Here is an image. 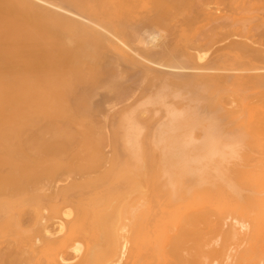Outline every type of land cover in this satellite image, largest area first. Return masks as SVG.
<instances>
[{
  "label": "bare ground",
  "instance_id": "6f19581e",
  "mask_svg": "<svg viewBox=\"0 0 264 264\" xmlns=\"http://www.w3.org/2000/svg\"><path fill=\"white\" fill-rule=\"evenodd\" d=\"M211 1L105 0L92 8L84 0H0V264H264V195H257L261 191L259 194H264V165L252 176L232 169L241 161L242 151L251 149L250 146L264 162V0H216L214 4ZM72 7L83 15L71 23L74 28H63V15ZM143 12L149 13L153 22H148L147 27L150 33L155 29L151 37L144 34V25L139 32L129 29L130 24L128 30L123 27L127 20L132 24L136 20L138 24ZM120 14V27L110 29L106 21ZM180 23L184 28H180ZM171 28L173 34L180 28L178 35H186L189 49H204L216 42L225 44L221 47L225 50L218 54L219 60L202 67L200 72L210 74L211 85L217 86L211 100L214 96L220 103L234 102L232 109L228 106L231 112L227 110L230 114L225 112V117L231 115L243 131H237L233 125V131L241 134L228 130L238 137L223 142L206 130L197 140L190 116L178 115L169 105L164 107L168 121L151 135L153 154L147 148L140 150L138 139L142 130L137 119L130 116L118 125L112 140L114 149L119 147L117 151L108 156L106 149L107 153L102 151V155L101 134L108 124L102 120V127L99 116L107 112L101 113V105L107 99L102 103L97 100L98 94L105 98L107 91L106 95L121 91L122 95L128 88L119 83L116 74L117 69H123L120 74L125 69H119L121 65L114 61L117 56L109 61L108 55L119 50L135 55L150 48L154 50H147L149 55L153 53L150 56H159L167 49H163L165 45L168 47L176 38ZM73 32L78 38H73ZM112 33L125 34L128 39L116 46ZM163 36L164 41L167 37L172 41L163 45ZM161 45L164 47L158 52L156 48ZM131 53L127 55L132 56ZM184 61L189 63L188 59ZM182 66L178 69L184 70ZM239 73L241 79L235 80ZM134 74L129 75L136 78ZM134 82L130 83L135 85L132 93L142 84ZM183 90L186 89L181 87L178 91ZM116 93L114 101L120 96L117 93L116 97ZM126 97L123 96L127 100ZM114 101H108L111 107L117 106ZM111 107L107 110L115 108ZM206 113L207 110L203 117ZM211 114L202 119L215 112ZM121 127L127 128V140ZM177 130L182 132L173 135ZM106 135L102 136V143ZM242 162L241 167H246ZM93 169L95 176H88L89 171L94 174ZM61 176L70 177L72 183H80L86 191L97 194L89 199L90 204L76 210L82 214L67 227L68 238L75 239L44 241L37 249L38 260L31 262L33 251L29 248L42 243L36 237L38 233L54 236L66 227L63 223L47 228L57 210L46 219L41 216L45 209L39 200L45 193L56 194L57 181L67 180ZM155 187L158 189L153 192ZM253 187L259 190L256 195ZM72 188L69 193L76 191ZM58 191L61 195L66 193L64 189ZM149 192L153 194L150 196ZM68 212L71 217L73 211Z\"/></svg>",
  "mask_w": 264,
  "mask_h": 264
},
{
  "label": "rangeland",
  "instance_id": "374dc122",
  "mask_svg": "<svg viewBox=\"0 0 264 264\" xmlns=\"http://www.w3.org/2000/svg\"><path fill=\"white\" fill-rule=\"evenodd\" d=\"M86 3H87V5H89L90 7H92V8H96V6L97 5H99L101 2H103V1H105V0H84ZM107 1H112L113 2V0H107ZM127 1H131V0H127ZM216 0H212L211 2L213 3V2H215ZM218 2L219 1H221L222 2V0H217ZM225 1V0H224ZM223 1V2H224ZM99 4H98V3ZM217 3V2H216ZM214 4V3H213ZM223 4V3H222ZM74 10V11H73ZM75 13L77 14V16H74L75 15ZM83 15V12L82 11H80V10H76V9H74L73 7L72 8H69V9H67L66 11H65V14L63 15L64 16V18L62 19L63 21V23H61L62 24V26L61 27H63V28H66V26H71V28H74V27H72L73 25H71V23L72 22H74L75 20H78L79 19V17L80 16H82ZM121 16H123V15H117V16H115L114 18H112L111 20H108V21H106V23H107V26L110 28V29H114V30H118V28L120 27L119 25V20L121 21L122 20V17ZM141 16H142V18H141ZM119 17V18H118ZM117 18V19H116ZM138 18H141V19H137V21H139L138 22V24H136V20L134 21V24H132L133 22H131V21H129V20H127V21H125L126 23H125V25H124V21H122L123 23L121 24L123 27H126V29L128 30V25L130 26L129 27V29H131V30H133V32H134V30L136 31H138V30H143V29H141L142 28V25H144V29H147V33H145V30H144V34L147 36H150L151 37V34H154L155 32H153V30H155V29H152V33H150L151 31V29L150 28H147L148 27V25H150L148 22H150V23H153L152 21H151V17L149 16V13H141V15H140V17H138ZM145 18V19H144ZM147 18V19H146ZM109 22V23H108ZM141 22V23H140ZM147 22V23H146ZM179 22H181V21H179ZM186 23V20L184 21V19L182 20V23L184 24L183 26L184 27H186L185 26V23ZM118 24V25H117ZM132 24V25H131ZM179 24V23H178ZM112 25V26H111ZM138 25V26H137ZM145 25H147V26H145ZM114 26V27H113ZM119 26V27H118ZM141 26V27H140ZM180 28H184L183 26L181 27V23H180ZM140 27V28H139ZM139 28V29H138ZM180 28L178 29V32H176V34H173L172 32H171V30H173L172 28L171 29H169L170 30V32L173 34V35H176V38L175 37H173V35L169 32V30H168V33L169 34H171V38L172 39H174L173 41H172V43L170 44V45H167L168 47H166V45H165V47L163 46L164 44H165V42H167L168 40L167 39H169L170 38V35L167 33V32H165V33H167V35L165 34V33H163V35L165 34L166 36H168L167 37V39L164 41V36H163V38H162V44L163 45H161V47L160 46H157L158 48H156L157 49V51L158 50H160V48H163V49H166V50H164V52H163V54H161V52L159 53V56H160V54H161V56L159 57L158 56V54L156 55L155 53H154V56L155 57H153V56H150L151 54H153V53H151L150 55L148 54L149 52H147V50L148 49H150V48H148V49H146V48H144L141 52H138V53H135V55H134V53H131V52H127L126 54H123V52L122 51H118V52H116V53H111L112 55L111 56H109L108 55V60L109 59H113L114 60V58L117 56V58H116V60H114V61H116V63L118 64L119 63V65H121V67L119 66V69L120 68H124L125 70V72H130V73H132L133 72V74H134V71L136 72V70H140V72H136V74H134L135 76L137 75V77L136 78H132L131 77V75H129L130 73H126L125 74V72L123 71V73L124 74H120V72H122V70L123 69H120V72H118V69L116 70V66H118V65H116L115 64V70H116V74L119 76V78H118V81H119V83L120 84H124V86L126 85V86H128V88H127V90L125 89V91H124V94H125V92H127V91H129V90H131V88H132V90H133V86H135V85H133V86H131V81L133 80V81H135V82H137V83H139V84H141V86H140V88L139 89H136V90H134V93H132L133 91L131 90V92H128V93H130V94H127L126 93V95H124V94H122L124 97L125 96H127L126 98H127V100L125 99V98H123V96L120 94V93H122L121 91L120 92H117L118 93V95L120 94V96L123 98V99H125V100H123L122 101V103H120V100L122 99L120 96H118L117 95V93L116 92H112V94L114 95L115 93H116V97L118 96V98L116 99V100H119V103H117L118 101H114V97H115V95L113 96L112 94H108V95H106V93L108 92L109 93V91H107V92H105L104 93V95H105V98H102V96H100L99 94H101V93H99L98 94V97H97V100H99V101H102V103H103V101H105L106 99V103L108 102V101H111V102H108L107 104L104 102V104H106L105 106H103V105H101L102 106V110H101V113L103 112H105V111H107L106 112V114L104 113V114H101L100 116H99V120L101 121V123H102V127H105V126H103L104 124H105V122L103 123V121L102 120H105L106 121V125L108 124V126L107 127H105L106 129H103L102 131H104V132H102L103 134H101L102 136L103 135H106V133H107V135H106V137L103 139V141L106 139V141L107 142H109V145H108V143L106 142V141H104V142H106V144L104 143V146H103V143H102V136H101V150H100V153H102V151H105V153H107V151L109 150V152L107 153V155L108 156H110L111 155V153L113 152V151H117V149L119 148V147H116V149H114V144H112L113 143V138H114V136H115V133L117 132V130H118V125H120L121 123H122V120H124L125 118H127V117H132V116H134L136 119H137V121L139 122V125H140V129L142 130V135H140V138L138 139V141L140 142V150H142V151H144L145 150V148H147L148 149V151H149V153L150 154H153V146H152V144H151V142H150V139H151V135L152 134H154V132L156 131V129H161L162 127H163V125H164V123H166L167 121H168V118L165 116V108L167 107V106H169V105H171L169 108L170 109H173L174 110V112L175 113H177L178 115H184L185 117H189V119H190V123H191V125H193V126H195L194 127V131H195V135L197 136L196 138H197V140H199L200 138H201V136L205 133V131L206 130H210L213 134H214V136H216L217 138L219 137H221L220 139L224 142V141H226V140H224V139H227V141H231V140H233V138H235V136H237V135H239V134H241V133H239L240 131H243V129L242 130H240L241 128H239V122H237L236 123V119L234 120L233 119V117L231 116V115H226V117H225V112L227 113V110H230V112H231V109H232V107L234 106V102L233 103H230V102H228L229 104H225L226 102H224V103H220V101H218V99H216V98H214V96L212 97V100H211V94H212V92H213V94L215 95V90H216V85L214 86V85H211L212 83L210 82V77H211V75L210 74H204V73H201L200 71L204 68V67H207V66H209V65H211V64H209L210 62L212 63H215V62H217V61H214V60H219L218 58V54H219V52L221 53V52H223L225 49H224V47H223V49H221V47H222V45L223 46H225V44L223 43V42H216L215 44H212L213 46H209V47H206V48H202V49H200L199 50V47H193V49L190 47V49H192V51L189 49V48H187V47H189L188 46V44L189 43H187V39H186V35L183 33H181V37H179V32H180ZM189 28L190 27H188V29H187V31L189 30ZM149 30V31H148ZM112 31V30H111ZM130 31V30H129ZM128 31V33L126 34L127 36H128V34L131 36V34H130V32ZM175 31H176V29H175ZM139 32V31H138ZM159 31H157V33H158ZM75 32H73V38H78V36L76 35V33L74 34ZM132 33V32H131ZM149 33H150V35H149ZM156 33V34H157ZM113 34V36L111 37V40H112V42L113 43H115L116 44V46H118V43H119V45H121L124 41L123 40H125V39H128V38H130L129 36H128V38L126 37V35L125 34H120V36L117 34V33H112ZM159 34H161V33H159ZM116 37H115V36ZM165 36V37H166ZM125 37V38H124ZM121 39V40H120ZM185 39V40H184ZM169 40V41H170ZM231 40V39H230ZM164 41V42H163ZM168 41V42H169ZM167 42V43H168ZM170 43V42H169ZM221 43V44H220ZM163 46V47H162ZM196 48H198L196 51H193L194 49H196ZM162 49V50H163ZM206 49H208V50H206ZM218 49H220V51L218 50ZM215 50V51H214ZM148 51H153L154 52V50H152V49H150V50H148ZM156 51V52H157ZM161 51V50H160ZM205 51H206V53H205ZM227 51V50H226ZM126 52V51H125ZM124 52V53H125ZM159 52V51H158ZM129 53H131V54H133L135 57H139V61L137 60V59H134L135 57L132 55H130V56H128L127 54H129ZM202 53V54H201ZM117 54H119V55H117ZM138 54V55H137ZM205 55V58H201V56H199V55H202V56H204ZM122 57H121V56ZM143 57H141V56ZM199 56L197 59H196V56ZM113 56V57H112ZM115 56V57H114ZM125 56L126 57H128L127 59L125 58ZM149 58H148V57ZM184 56V57H183ZM151 57V58H150ZM152 57L153 58H155L156 60V62L154 61V59H153V61H152ZM182 57V58H181ZM160 58V59H159ZM163 58V59H162ZM188 59V61H189V63H188V61H187V63L188 64H185V61L184 60H187ZM118 59V60H117ZM129 59V60H128ZM151 59V60H150ZM176 59V60H175ZM183 61H182V60ZM136 60H137V62H136ZM178 60V61H177ZM213 60V61H212ZM109 61H112V60H109ZM141 61V63H142V61H143V63L140 65V62ZM182 61V62H181ZM130 62V63H129ZM183 62H184V64H183ZM133 65H132V64ZM139 63V64H138ZM180 63V64H179ZM206 63H208V64H206ZM212 63V64H213ZM124 64V65H123ZM129 64V65H128ZM182 64L184 65V66H182ZM135 65H137V66H135ZM150 65V66H149ZM179 65H180V67L182 66V68H184V70H179L178 69V67H179ZM186 65H188V66H186ZM123 66V67H122ZM133 66V67H132ZM139 66V67H138ZM141 66V67H140ZM152 66V67H151ZM173 66V67H172ZM186 66V67H185ZM132 67V68H131ZM170 67H172V69L170 68ZM198 67V68H197ZM203 67V68H202ZM153 68H155V69H153ZM170 68V69H169ZM146 69H148V70H146ZM150 69H152V70H150ZM171 70V71H170ZM175 70V71H174ZM196 70V71H195ZM197 70H198V72H197ZM146 71H148V72H146ZM179 71H182V72H179ZM165 72H167V73H165ZM172 72V73H171ZM147 73V74H146ZM180 73V74H179ZM201 73V74H200ZM142 74V75H141ZM149 74V75H148ZM166 74H167V76H166ZM183 76H182V75ZM196 74V75H195ZM198 74H200L199 76H198ZM126 75H129V78H128V76L126 77ZM133 75V76H134ZM170 75V76H169ZM180 75V76H179ZM202 75H206L205 77H203V78H201L202 77ZM134 76V77H135ZM152 76V77H151ZM169 76V77H168ZM172 76V77H171ZM177 76V77H176ZM178 76H179V78H178ZM197 76V77H196ZM210 76V77H209ZM125 77V78H124ZM131 77V78H130ZM168 77V78H167ZM239 77V78H238ZM241 77H242V74L241 73H239V74H237V75H235V80L236 79H241ZM155 78H156V80H155ZM166 78V79H165ZM170 78V79H169ZM174 80H173V79ZM176 78V79H175ZM180 78H181V82H180ZM182 78H184V79H182ZM195 78H197L196 80H195ZM198 78H200V79H198ZM126 79H128V80H126ZM138 79V80H137ZM172 79V80H171ZM206 79V80H205ZM129 80H131V81H129ZM163 80V81H162ZM164 80H166L165 82H164ZM182 80H184V81H182ZM198 80V81H197ZM203 80V81H202ZM206 82H205V81ZM141 81H143V82H141ZM158 81H162V82H160L159 84H158ZM192 81L195 83H192ZM196 81V82H195ZM134 82V83H135ZM148 82V83H147ZM170 82V83H169ZM176 82V83H175ZM188 82H190V83H188ZM199 82H201V84L202 83H204V84H207V85H205L206 87H210V88H206V87H204L203 86V84L201 85ZM173 83V84H172ZM179 83V84H178ZM182 83V84H181ZM185 83V84H184ZM196 83H197V86H198V83H199V86L197 87L196 86ZM136 84V83H135ZM170 84V86H168ZM176 84V85H175ZM189 85V88H188V86L187 85ZM190 84H191V86H193V89L191 88V86H190ZM209 84V85H208ZM157 85H158V87H157ZM194 85H195V87H194ZM178 86V87H177ZM213 86H214V88H213ZM137 88H138V84H137V86H136ZM175 87V88H174ZM177 87V88H176ZM181 87H182V89H186V90H183V93H182V91L181 92H179L180 91V89H181ZM184 87V88H183ZM203 87V88H202ZM156 88V89H155ZM165 88V89H164ZM206 88V89H205ZM213 88V89H212ZM179 91H178V90ZM189 89V90H188ZM192 89V90H191ZM138 90V91H137ZM139 90H141V91H139ZM169 90L171 91V92H169ZM172 90H173V92L174 93H172ZM190 90H191V92H190ZM151 91L153 92V93H151ZM158 91H160L159 93H158ZM165 91H167V92H165ZM176 91V92H175ZM186 91H189V93H191V94H189V93H187ZM215 91V92H214ZM185 92H186V94H185ZM206 92V93H205ZM111 93V92H110ZM131 93L133 94L130 98H129V96L131 95ZM158 93V94H157ZM166 93V94H165ZM180 93H182V94H180ZM168 94H170V95H168ZM176 94V95H175ZM154 95V96H153ZM180 95H182V96H180ZM186 95L189 97V96H192V97H190V98H187L186 97ZM210 97H209V96ZM106 96H108V97H106ZM110 96L111 97H113V99L112 98H110ZM162 96V97H161ZM169 96V97H168ZM104 97V96H103ZM103 100H102V99ZM110 98V99H109ZM174 98V99H173ZM179 98V99H178ZM181 98V99H180ZM210 98V99H209ZM105 99V100H104ZM112 99V100H111ZM158 99H159V101H158ZM176 99V100H175ZM191 99V100H190ZM185 100V101H184ZM187 100V101H186ZM211 100V101H210ZM215 100V101H214ZM113 101L115 102V103H117V106L115 105V103H114V105L115 106H113V107H115V108H113V107H111V105H110V103L111 104H113ZM126 101V102H125ZM172 101V102H171ZM193 101H194V103H193ZM197 101V102H196ZM136 102V103H135ZM162 102V103H161ZM166 102V103H165ZM170 102L172 103V104H170ZM217 102V103H216ZM101 103V102H100ZM101 103V104H102ZM213 106H211L210 104ZM214 105H218V104H220V105H218V107H217V105L216 106H214ZM154 104H157V105H154ZM165 104V105H164ZM185 104V105H184ZM187 104V105H186ZM196 104H198L197 105V107H196ZM221 104H223V105H221ZM110 105V106H109ZM119 105H121V106H119ZM134 105V106H133ZM146 105V106H145ZM151 105V106H150ZM154 107H153V106ZM191 105V106H190ZM201 105V106H200ZM227 105V106H226ZM173 106V107H172ZM196 108H195V107ZM209 106V107H208ZM220 106H222V107H220ZM228 106H230V108L231 109H229L228 108ZM111 107V108H113L112 110H107V109H109V108ZM137 107H138V109H137ZM160 107V108H159ZM165 107V108H164ZM212 107V108H211ZM217 107V108H216ZM144 108H147V109H145V110H143ZM149 108V109H148ZM152 108V109H151ZM154 108V109H153ZM182 108V109H181ZM193 108V109H192ZM215 108V109H214ZM116 109V110H115ZM157 109V110H156ZM163 109V110H162ZM187 109V110H186ZM189 109V110H188ZM213 109V110H212ZM219 109H221V111L219 110ZM224 111H223V110ZM130 110V111H129ZM154 110V111H153ZM194 110V111H193ZM204 110H205V112H206V110H207V113L204 115V117H203V114L205 113L204 112ZM211 110V111H210ZM219 110V113L218 112H216V111H218ZM110 113H109V112ZM129 111V112H128ZM180 111V112H179ZM196 111V112H195ZM198 111H200V112H198ZM209 111H210V113H214L215 112V114H211L212 116H210V117H212L211 119H209L208 117V119H206V120H203L202 118H204L205 119V117L206 116H209ZM139 112H140V115H139ZM161 112H163L162 114H164V115H160L161 114ZM189 112V113H188ZM193 112H194V114H193ZM223 112V113H222ZM230 112L228 111V113L230 114ZM148 113V114H147ZM160 113V114H159ZM200 113V114H199ZM227 113V114H228ZM141 114H143V116L141 115ZM147 114V115H146ZM220 114H221V116H220ZM125 115V116H124ZM139 115V116H138ZM189 115V116H188ZM218 115V116H217ZM145 116V117H144ZM155 116H157V117H155ZM198 116V117H197ZM215 116H217V118L215 117ZM223 116V117H222ZM229 116H231V119L232 120H230V117ZM138 117V118H137ZM143 117V118H142ZM213 117H215L216 119H214ZM221 117V119L222 118H224L225 117V119H222V121H221V119H219ZM163 118V119H162ZM227 118V119H226ZM119 119V120H118ZM139 119V120H138ZM212 119H214V121H212ZM109 120V121H108ZM191 120H194V121H191ZM202 120V121H201ZM211 120V121H210ZM216 120H220L219 122H216ZM224 120H227V121H224ZM231 122H230V121ZM238 120V119H237ZM119 121V122H118ZM159 121V122H158ZM224 121V122H223ZM229 121V122H228ZM233 121V122H232ZM239 121V120H238ZM146 122H147V124H146ZM150 122V123H149ZM211 122V123H210ZM144 123H145V125H144ZM148 123H149V125H148ZM218 123V129L216 128L217 127V125L216 124ZM227 123V124H226ZM230 125H229V124ZM236 123V124H235ZM142 124V125H141ZM213 124V125H212ZM147 125V126H146ZM197 125V126H196ZM216 125V126H215ZM222 126V129H221V126ZM230 127H229V126ZM236 126L235 127V129H237V131L238 130H240L239 132H238V134H237V132L236 131H233L234 130V126ZM144 126V127H143ZM199 126H201V127H199ZM226 126V127H225ZM238 126V127H237ZM111 127V128H110ZM131 127H133V126H131ZM147 127V128H146ZM213 127V128H212ZM219 127H220V129H219ZM225 127V128H224ZM227 127H229V128H227ZM125 128V129H124ZM216 128V129H215ZM108 130V131H107ZM125 130L127 131V128L126 127H121V130H120V132L121 133H125V135L123 136L124 137V139H126L127 140V136H126V132H125ZM197 130V131H196ZM223 130V131H222ZM224 130H226L227 131V133H228V130H232L234 133H236L235 135L233 134V132L231 131H229L230 133H228L229 135H233V137H232V139H230V137L228 136V134L226 135V131H224ZM124 131V132H123ZM215 131V132H214ZM152 132V133H151ZM182 131L181 130H177V131H175L174 133H173V135H176L177 134V136H178V134L179 133H181ZM221 132V133H220ZM224 132V133H223ZM113 133V134H112ZM118 133V132H117ZM219 135H218V134ZM162 134L163 133H161V132H159V136H162ZM111 135H113V137L111 136ZM223 135V136H222ZM116 136H118V135H116ZM224 136H227V138L226 137H224ZM229 137V138H228ZM238 137V136H237ZM143 138V139H142ZM238 139V138H237ZM123 140V139H122ZM235 140V139H234ZM142 141V142H141ZM116 143H117V145L119 146L120 145V143L116 140ZM111 144H112V146H111ZM143 145V147H142V145ZM247 144L249 145V143L247 142ZM106 145H108V147L106 146ZM250 146V145H249ZM152 147V148H151ZM251 147V149L250 148H248V149H246L244 152L242 151V155H241V161H244V162H242V164L244 165V166H246V167H241V165H240V163H241V161L238 163V164H236L239 168H237L236 167V165H234L233 166V170H234V172H237V173H244V174H249V176H252V175H255V174H257L259 171H260V169H261V167H263V163L264 162H262V158H261V156L259 155V154H257V153H255L256 151H255V149L252 147V146H250ZM104 148V149H103ZM112 148V149H111ZM142 148V149H141ZM106 149H108L107 151H106ZM152 149V150H151ZM112 150V151H111ZM255 151V152H252V151ZM102 155H104V152L102 153ZM107 155L105 156V157H107ZM243 157V158H242ZM246 164V165H245ZM235 167V168H234ZM91 170H92V168H91ZM94 170V169H93ZM236 170V171H235ZM90 172L91 171H89V174H88V176H91V177H94L95 176V172H96V170H94V174L92 175H90ZM93 172V171H92ZM64 175V174H63ZM66 176V175H65ZM65 176H61L62 178L63 177H65ZM65 178H67V177H65ZM64 178V179H65ZM69 179V180H68ZM70 179H72V178H67V180L65 179V181L63 180V183H62V181H61V179H60V181L58 182L57 181V185L56 186H54L55 187V189H56V194H53V195H51V194H47V193H45V194H43L41 197H40V201L43 203V205H44V208L43 209H45L43 212H42V215L41 216H44V217H46V219H48L49 217H50V215H51V213H52V211L53 210H57V214H56V218H54L53 220H50L49 222H48V226H47V228H50L51 226L53 227V228H56V226H59V224H63L64 223V226H66V227H64V229H63V231H60L59 230V232L58 233H56L55 232V235L54 236H46L45 235V233L43 232H40V233H38V235L36 236L37 238H40L41 240H42V243H37L35 246H33V247H31V248H29V249H31L32 251H33V253L32 254H30L31 256H33V258H31L30 256H29V258H31V260L32 259H34V261H31V262H36L37 260H38V256H39V253L37 252L38 250V247L39 248H41V246L43 245V242L44 241H60V239H63V238H67V240H70V242L72 241V240H74L73 238H68V236H70V234H69V232H68V226L70 225V223H72V221L73 220H75V219H78L79 218V215H81L82 214V212H80L79 214H78V212H76V210L77 209H79V207L81 208L82 207V205L84 204V205H88V204H90L89 203V199L90 198H92V196L93 195H96L97 194V191H86L85 190V188H82V186H79V184L80 183H72L73 182V179L72 180H70ZM56 182V181H55ZM53 184V183H52ZM160 184V183H159ZM184 184H186V183H184ZM54 185V184H53ZM67 185V186H66ZM74 185H77L75 188L73 187ZM153 185L154 186H159L157 183H153ZM69 186V187H68ZM249 186V185H248ZM53 187V186H52ZM57 187V188H56ZM73 187V188H72ZM79 187V188H78ZM75 189L76 191H72L71 193H69L68 191H69V189ZM79 190H78V189ZM80 188H82V190L80 189ZM156 188V189H155ZM154 189H153V192L154 191H156L158 188L157 187H155ZM65 190L66 191V193H64V194H59V191L58 190ZM81 191V192H80ZM253 191H254V194L256 193H258L259 192V190H257V189H255L254 187H253ZM256 191V192H255ZM58 192V193H57ZM153 192H149V194H150V196L153 194ZM262 192V191H261ZM261 192H259V193H261ZM257 194L258 196H263L264 194L262 193V195L261 194ZM255 194V195H256ZM61 197V198H60ZM68 197V198H67ZM64 199H66V200H64ZM56 202V203H55ZM69 202H71V204H73V206H75L74 208L72 207V205H70V204H68ZM52 203V204H51ZM77 203V204H76ZM67 206V207H66ZM69 206V207H68ZM76 206H77V208H76ZM64 207V208H63ZM72 207V209H70ZM62 209V210H61ZM67 209V210H66ZM63 210H65V212L63 211ZM69 210H71V212L73 211V213H71L72 215H71V217H69V215H68V211ZM62 211H63V213H62ZM61 213L64 215V213L65 214H67L68 216H62L61 215ZM44 214V215H43ZM50 214V215H49ZM47 215H49V216H47ZM78 215V216H77ZM61 217V218H60ZM64 217V218H63ZM63 221H60V219ZM63 218V219H62ZM57 219H59V220H57ZM58 221H60V222H58ZM52 227L50 228V229H52ZM49 229V230H50ZM61 229V228H60ZM56 230V229H55ZM54 230V231H55ZM51 233H53V231L52 230H50V235H53V234H51ZM63 237V238H62ZM54 238H56V239H54ZM60 238V239H59ZM49 239H51V240H49ZM75 242L77 243V241L75 240ZM79 242V241H78ZM74 243V242H73ZM75 243V244H76ZM77 245H78V243H77ZM38 253V254H37ZM27 256L29 255V253H25ZM37 255V256H36ZM34 256H36V257H34ZM21 257V256H20ZM23 257V256H22ZM22 257H21V259H22ZM25 257V256H24ZM17 258H19V256H17ZM20 260V259H19ZM25 260H26V258H25ZM28 260V259H27ZM16 261V260H15ZM18 261V260H17ZM22 261H23V259H22ZM29 261V260H28ZM25 262V261H24ZM24 262H22V263H24ZM25 263H27V261L25 262Z\"/></svg>",
  "mask_w": 264,
  "mask_h": 264
}]
</instances>
